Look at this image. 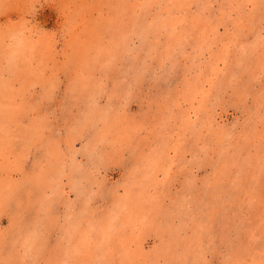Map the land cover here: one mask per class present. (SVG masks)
<instances>
[{"label": "rangeland", "instance_id": "374dc122", "mask_svg": "<svg viewBox=\"0 0 264 264\" xmlns=\"http://www.w3.org/2000/svg\"><path fill=\"white\" fill-rule=\"evenodd\" d=\"M22 24L0 73L10 126L50 129L62 151L98 94L111 143L94 219L120 205L103 259L67 250L57 205L37 264H264V0H0V64ZM22 156L12 139L0 179L33 170ZM13 221L0 215V264H20Z\"/></svg>", "mask_w": 264, "mask_h": 264}, {"label": "clouds", "instance_id": "9594fccd", "mask_svg": "<svg viewBox=\"0 0 264 264\" xmlns=\"http://www.w3.org/2000/svg\"><path fill=\"white\" fill-rule=\"evenodd\" d=\"M6 39L8 51L4 63L0 64V73L16 68L26 49L27 28L22 24L10 30ZM97 105L98 94L90 95L85 109L76 118L75 138L62 151L54 153L51 142L43 135L50 129L10 126L12 109L0 103V158L4 157L12 139H20L23 141L22 159L25 164L31 161L33 169L18 179H0V215L7 210L14 218L8 236L20 264H37L48 237L49 220L57 205H60L61 240L69 252L76 241L94 245L98 259L110 252L108 243L119 227L120 205L109 210L102 220L94 219V199L98 195L99 175L107 155L103 146L111 143L107 127L109 112L100 113ZM97 124H103L105 128L98 129ZM85 134H90L88 139ZM56 135H61L60 129H56ZM77 144L81 146L77 148ZM4 239L5 233L0 231V243Z\"/></svg>", "mask_w": 264, "mask_h": 264}]
</instances>
